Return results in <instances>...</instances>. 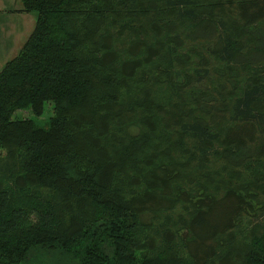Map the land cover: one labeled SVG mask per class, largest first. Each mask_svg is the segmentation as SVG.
I'll return each instance as SVG.
<instances>
[{
  "label": "trees",
  "instance_id": "obj_1",
  "mask_svg": "<svg viewBox=\"0 0 264 264\" xmlns=\"http://www.w3.org/2000/svg\"><path fill=\"white\" fill-rule=\"evenodd\" d=\"M20 1L0 264H264V0Z\"/></svg>",
  "mask_w": 264,
  "mask_h": 264
},
{
  "label": "rangeland",
  "instance_id": "obj_2",
  "mask_svg": "<svg viewBox=\"0 0 264 264\" xmlns=\"http://www.w3.org/2000/svg\"><path fill=\"white\" fill-rule=\"evenodd\" d=\"M22 7L20 0H0V71L20 53L35 28V13L25 16L26 13L14 12ZM53 115V105L47 104L44 116L39 119L40 126L48 127L47 122ZM15 118L26 120L33 118V114L31 111H18Z\"/></svg>",
  "mask_w": 264,
  "mask_h": 264
},
{
  "label": "crops",
  "instance_id": "obj_3",
  "mask_svg": "<svg viewBox=\"0 0 264 264\" xmlns=\"http://www.w3.org/2000/svg\"><path fill=\"white\" fill-rule=\"evenodd\" d=\"M21 10V8H19V9H17V10H15L14 12L16 13V12H18V14H20V15H24L25 13H20L19 11ZM29 15H31V14H29ZM25 16H28V14L27 15H25ZM33 21V20H32Z\"/></svg>",
  "mask_w": 264,
  "mask_h": 264
}]
</instances>
